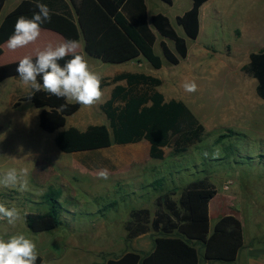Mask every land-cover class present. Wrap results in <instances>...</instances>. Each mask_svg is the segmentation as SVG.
<instances>
[{"label": "rangeland", "instance_id": "rangeland-1", "mask_svg": "<svg viewBox=\"0 0 264 264\" xmlns=\"http://www.w3.org/2000/svg\"><path fill=\"white\" fill-rule=\"evenodd\" d=\"M188 2L190 0H173L171 6L159 1L154 4L155 8L161 9L160 13L167 15L176 33L184 39L187 38L174 19ZM208 3L207 12L200 21L203 31L196 40L187 39L188 58L176 66L168 64L163 58L159 36L154 52L162 59L161 69H153L146 61H143V67L138 68L127 63L114 65L93 60L98 65L96 72L102 77L111 76L122 68V71L133 69L131 71L162 78L163 82L157 90L165 95L166 100L184 102L204 126L203 140L182 155H174L172 149L164 148L163 160L144 159L146 161L140 164L143 159H131L125 149L136 144L112 145L109 149L91 153L65 154L55 147V133H45L36 126L29 130L27 140L25 137L11 136L9 128L0 124V174L13 167L30 169L25 189L0 186V203L16 207L21 213V219L14 225L0 221V236L7 239L12 234L23 233L36 242L38 252L49 245L39 248L42 235L48 236V243L56 237L57 242L61 240L62 246V254L56 264H68L70 258L76 259L85 251L90 213L103 209L117 196L113 189L120 187L118 179L127 176L146 177L150 173L149 177L161 180L162 185L157 186L155 193L148 199L137 200L134 197L132 201L120 202V219L122 214L126 218L131 206L148 208L153 212L157 195L169 192L175 194L172 199L177 200L180 190L187 183L207 178L218 193L214 203L220 204L221 198H232L230 204L223 203L221 211H226L227 206L237 211L245 229L253 228L258 239L264 242V101L254 92L252 98L257 101L252 105L253 112L249 113V120L244 109L242 123H232L235 108L237 110L238 105L246 103L250 97L248 83L251 78L241 71V67L247 63L250 53L264 50V0H214L211 3L209 0ZM214 10L218 11L217 14H214ZM167 45L174 51L172 42L167 41ZM197 49H204L206 54L194 64ZM87 60L89 62L92 59ZM186 77L198 85L195 93L184 91L181 80ZM237 85L242 87L244 100L237 97ZM7 89L2 91L5 100L8 95L18 97L28 91L23 85ZM13 101L7 110L2 102L0 110L5 116L16 110L12 106ZM77 115L68 117L63 129L74 127L84 131L93 125L109 127L102 112L83 122L77 119ZM219 137L222 138L218 143L216 140ZM145 144L144 141L141 143L146 147ZM131 160L138 162L139 169L136 165H130ZM104 169L108 171L107 180L98 177V173ZM49 190L60 192L59 201L65 212L69 213L64 214L63 225L58 230L33 234L25 227L24 215L44 212L46 206L42 203V197Z\"/></svg>", "mask_w": 264, "mask_h": 264}, {"label": "trees", "instance_id": "trees-1", "mask_svg": "<svg viewBox=\"0 0 264 264\" xmlns=\"http://www.w3.org/2000/svg\"><path fill=\"white\" fill-rule=\"evenodd\" d=\"M6 1L0 0V11ZM70 1L77 22L51 13V21L42 24L41 29L59 34L64 41H78L82 35L85 53L103 63L122 64L142 58L153 69H160L163 63L154 52L155 32L174 46L172 51L164 41L159 44L168 64L176 66L187 57L186 39L177 35L166 16L156 14L148 17L143 0H79L77 4ZM161 1L172 4V0ZM191 1L192 7L176 18V24L187 39L194 41L199 35L200 8L208 0ZM37 5L33 0H24L4 18L0 24V56L1 46L13 34L17 18L22 15L31 18L34 12H38ZM65 60L59 61L61 66ZM18 62L0 65V83L9 78L20 79L16 72ZM241 71L256 80V95L264 101V50L250 53L249 62L241 67ZM37 80L42 85V79L38 77ZM122 81L125 86L117 85ZM112 84L115 86L110 98L100 106L109 127L93 125L84 131L74 127L63 129L66 119L74 115L81 105L68 103L42 89L35 91L31 87L13 107L30 102L39 109V128L48 134L55 133V147L65 154L91 153L112 145H129L145 140L149 144L150 159L161 161L164 148L172 149L174 155H182L203 140L204 126L182 101L164 100L157 90L161 85L158 78L143 73H122L103 79L101 87ZM61 105H65L62 110ZM222 137L216 142H221ZM155 184L161 186L162 181ZM216 194L213 184L202 178L186 184L177 200L172 199L175 194L169 192L159 196L154 203L153 217L148 209L130 210V220L125 225L128 239L150 230L161 232V236L155 240L151 254L127 253L120 260L107 264H198L199 252L190 241L204 245L207 260L231 263L243 244L242 224L235 216L225 215L210 233L208 204ZM59 198V191L49 190L42 197L46 210L25 214L29 232H50L63 225L64 214L69 212H65ZM41 262L42 258L38 256L36 264Z\"/></svg>", "mask_w": 264, "mask_h": 264}, {"label": "crops", "instance_id": "crops-1", "mask_svg": "<svg viewBox=\"0 0 264 264\" xmlns=\"http://www.w3.org/2000/svg\"><path fill=\"white\" fill-rule=\"evenodd\" d=\"M22 1L24 0H7L1 11H0V24L4 20V18L11 13ZM37 4H45L49 7L50 12L62 16H66L77 22V17L75 15L73 4L70 0H33ZM144 5L146 8L147 16L150 17L152 15L156 14H162L167 17V15L160 13L161 9L155 8L154 4L156 1H159L161 3H164L161 0H143ZM209 1V0H208ZM208 1L204 3L199 11V25L200 21L202 19L203 14H206L207 12V6ZM214 0H210V3ZM74 3H79V0H74ZM151 3L153 4L151 6ZM173 3V0H172ZM166 4V3H164ZM168 6H171L172 4H166ZM192 7V1L188 2L185 9L181 12L180 15H177L175 17V23L176 18L183 15L185 12L190 10ZM219 10L220 8L217 7ZM218 11L214 10V14H217ZM168 18V17H167ZM169 20V19H168ZM170 21V20H169ZM171 24V22H170ZM177 25V24H176ZM172 26V25H171ZM178 26V25H177ZM179 27V26H178ZM183 31V30H182ZM203 31V28L201 27L199 29V33ZM241 34L243 35V30H241ZM156 40L155 44L157 42V36H159L156 32ZM178 35V34H177ZM199 36V35H198ZM160 37V36H159ZM198 38V37H197ZM189 40V39H188ZM81 47L78 49V53L83 54L86 59H92L88 63L93 71H97V64L93 62V60H99L95 57H92L85 53L84 48V38L82 35H80L78 39ZM161 41H164L167 44V41L162 39L160 37L159 44ZM187 41V39H186ZM64 42V39L57 33L41 29V35L38 38V40L35 43L29 44L28 46L24 48L17 49L15 51H10L7 46L6 42L1 46L2 54L0 56V65H4L7 63H12L19 61L21 58H23L26 55L32 56V58H35L37 50L43 49L46 47L49 43L53 44V46ZM154 44V46H155ZM205 50L197 49L195 53L194 58V64L200 62V60L205 56ZM250 55V54H249ZM249 55H248V61L249 62ZM187 57L184 59L186 60ZM101 61V60H99ZM143 59L139 58L137 60L126 62L127 64H131L133 66H137L138 68L143 67ZM102 62V61H101ZM103 63V62H102ZM246 63V64H247ZM107 64V63H104ZM125 64V63H122ZM245 64V65H246ZM119 65V64H114ZM199 65V64H198ZM162 68V67H161ZM160 68V69H161ZM122 68L117 69L114 74L107 77H102V79H111L116 75L122 74V73H139L140 71H131L133 69H129V71H122ZM190 70H194V68H190ZM144 74V73H143ZM146 75V74H145ZM150 76V75H149ZM249 77V76H248ZM156 78V77H155ZM251 80L248 83V86L250 87V97L246 100V103L240 104L237 107V110L235 108L234 112V120L232 121L233 124H236L237 122L243 120L242 118V111L246 109V118L249 120L250 114L252 111L251 108L252 105L256 104L257 99L252 98L253 93L255 92L256 87V80L250 77ZM159 79V78H158ZM161 81V84L163 82V79H159ZM14 81V82H13ZM183 83L185 81H190L189 77H186L185 79L181 80ZM21 83V84H19ZM2 85H5L2 87ZM14 85H23L20 79H14L9 78L3 82L0 83V106L3 102L5 103L6 110L9 107V104L13 101V104L22 96L26 95L31 87H26L28 91L24 95L18 96V97H11L8 95L7 99L5 100L2 97V91L9 87L12 88ZM117 85L125 86V82H119ZM24 86V85H23ZM115 85H106L102 90L105 91V95L103 97V100L101 103H98L97 105L91 107V108H84L80 106L79 110L75 113L77 115L78 113V120L80 122H83L84 120L93 119V115L99 114L102 112L100 110V106L105 103L111 95V92L113 90ZM252 88H254V91H252ZM237 97L241 100H244V92L242 87L235 86ZM8 90V89H7ZM104 93V92H103ZM164 100L167 102L169 100H166L165 95L160 92ZM256 95V92H255ZM257 96V95H256ZM237 98V102L238 101ZM256 99V100H255ZM177 100V99H174ZM179 101V100H177ZM263 101V100H262ZM255 102V103H254ZM75 103V102H71ZM184 103V102H183ZM242 103V102H240ZM12 104V106H13ZM246 107V108H245ZM99 111H98V110ZM245 112V111H244ZM9 114V112H7ZM39 113L40 110L36 109L30 102H22L20 105L16 108L14 112H12L10 115L5 116L1 110H0V124L4 125L9 128V132L11 136L14 137H25L29 138V130L35 129L36 126H38V120H39ZM240 113V114H239ZM250 113V114H249ZM88 126V125H87ZM39 127V126H38ZM87 128V127H86ZM40 129V128H39ZM145 142L146 147L142 146L141 143ZM136 146H128V145H120V146H128L127 151L129 152L131 159H139L142 158L143 161L140 162V164H143L144 159L151 160L149 157V144L142 140L138 143H135ZM131 145V144H129ZM134 145V144H133ZM118 146V145H117ZM112 147V146H111ZM109 147V148H111ZM107 148V149H109ZM164 152V149H163ZM147 155V156H146ZM138 162L131 160L130 165H136L138 168ZM140 166V165H139ZM141 167V166H140ZM142 169V168H140ZM142 171V170H141ZM144 174V171L143 173ZM150 174V173H149ZM149 174L145 177L143 175L136 176V177H120L118 179L119 182V188L113 189L114 194L117 195L115 198L112 199L110 203L107 205H104V208H99L90 213V221L86 227V246L85 251L78 255L76 259L70 258L68 261V264H107L109 261H118L120 260L125 254L127 253H136L141 256H145L148 254H151L155 249V240L160 237L161 232H154L150 230L146 234L139 235L133 239L127 238V230L125 229L126 223L130 220L129 218V212L132 209H148V208H142V207H134L131 206V209L127 212V216L124 219L125 215L118 214L119 211V203L120 202H129L132 201L133 198L137 200H143V198H150L153 193H155V188L158 186L155 184L158 180H154L149 177ZM192 182V181H191ZM188 184V183H187ZM142 195H145L144 197ZM159 196L157 195L155 197V200ZM218 197V193L215 195V197L209 202L208 204V215H209V230L210 233L213 231L214 226L216 222L225 215H233L236 218H238L242 224V237H243V244L242 247L239 249L235 259L231 263H226L223 261H217V260H207L204 256V245L197 241H190V243L198 250L199 252V262L198 264H264V242L259 240L258 237L255 234V230L252 229H245V224H243V219L238 216L237 211L230 210V206H227L228 209L224 212L221 211L222 207L225 203L230 204V201L232 198L226 197L221 198L222 202L220 204L214 203L216 201V198ZM154 200V201H155ZM219 200V199H218ZM155 203V202H154ZM224 203V204H223ZM46 210V209H45ZM149 210V209H148ZM150 211V210H149ZM153 212L150 211L151 217H153ZM27 214V213H26ZM25 216V215H24ZM25 223V220H24ZM26 227V225H25ZM60 226L59 228H61ZM27 228V227H26ZM59 228L50 231L54 232L58 230ZM28 230V229H27ZM43 233H37V234H44ZM177 235H173L175 237ZM179 237H182L185 239V237L178 235ZM187 240V239H186ZM48 236L42 235L41 240L39 242V248H41L43 245L49 244L44 250L38 252V256L42 258L41 264H56L57 259L61 257L62 254V246H61V240L57 242L56 237H53V241L50 240L49 243Z\"/></svg>", "mask_w": 264, "mask_h": 264}, {"label": "clouds", "instance_id": "clouds-1", "mask_svg": "<svg viewBox=\"0 0 264 264\" xmlns=\"http://www.w3.org/2000/svg\"><path fill=\"white\" fill-rule=\"evenodd\" d=\"M38 12L31 18L20 16L15 23L14 32L6 41L10 51L24 48L35 43L41 35V25L51 21V12L47 5L38 4ZM81 47L79 41L68 39L55 46L49 43L43 49L37 50L35 60L26 55L18 62L16 72L25 87L35 91L41 89L66 102H75L84 108H91L103 100L101 87L102 76L93 71L88 60L78 53ZM66 57H71L66 59ZM65 60L63 66L59 61ZM42 79V85L37 78ZM182 87L187 93H195L198 85L193 81H185ZM65 105H61V110ZM207 155V153H205ZM30 169L9 168L0 174V186L23 190L27 187ZM101 179H108V171L98 173ZM21 219V213L16 207L0 203V221L14 225ZM38 259L37 244L23 233H15L5 239L0 236V264H36Z\"/></svg>", "mask_w": 264, "mask_h": 264}]
</instances>
